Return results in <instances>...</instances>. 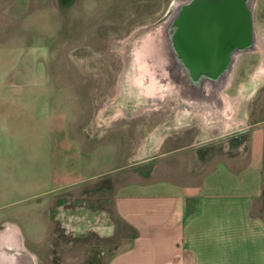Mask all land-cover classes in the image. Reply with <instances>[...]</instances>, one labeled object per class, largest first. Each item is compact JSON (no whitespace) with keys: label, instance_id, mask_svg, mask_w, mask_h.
Here are the masks:
<instances>
[{"label":"rangeland","instance_id":"374dc122","mask_svg":"<svg viewBox=\"0 0 264 264\" xmlns=\"http://www.w3.org/2000/svg\"><path fill=\"white\" fill-rule=\"evenodd\" d=\"M39 2L44 6L38 5ZM170 2H9L16 11L25 9L19 21L25 24L31 19L30 23L36 27L35 34L33 31L30 33L31 39L33 34L39 40L43 31L49 30L51 33L50 37L43 40L44 43L50 40L51 45L49 50H45L47 55L44 56L48 76L44 80H20L17 84L18 88L34 93L35 107L28 119L38 121L45 115L48 121L50 116L54 125L61 114L63 122L60 139H55L54 143L51 141L56 131H59L57 127H51L50 139L49 135L40 136L37 131V139L31 144L32 147L22 153L24 159L17 161L14 170L8 169L9 174L0 175V204H5L0 207V216L17 220L27 238L39 234L36 216L42 213L46 218L45 232L41 237L27 240L42 254L43 264H108L110 256L128 242L131 229L117 223L112 205V184L115 180H124L125 164L138 153H159L180 142L191 143L185 148L188 151L197 149L202 152V147L207 143L210 146L205 148L206 151H221V139L229 138L236 132L243 136L247 131L255 130L252 129V121L264 117V80L235 112L243 120L242 126L235 130L220 129L216 124L203 126L197 114L188 120L183 117L177 121L178 98L174 94H169L162 106H145L135 113H132L134 105L126 103L128 101L122 97L114 99L125 65L124 56H128L122 52L121 46L131 40L133 31L160 19ZM25 3L27 6L24 8ZM50 6L53 9L49 11V16L44 8ZM5 8L8 9V5ZM254 15L259 24L264 26V0L257 1ZM143 36V33L134 36L129 49V59L133 60L136 71L142 70L139 45ZM256 52H251L255 54L238 64L234 71L235 79L226 90L233 93L236 84L246 80L254 71L258 63ZM37 65V69L43 72L39 68L43 67L41 59L37 60ZM40 91H46V95L39 94ZM59 95L62 98L60 106L57 104ZM17 98L27 99V96ZM0 99L5 104L10 97L2 96ZM119 105L130 107L129 112L111 117ZM48 129H45V133H48ZM42 137L45 140L42 141ZM162 140L163 144L158 145ZM262 154L264 157V144ZM59 162L63 166L67 164L68 172L63 176L65 180L70 182L76 178L79 181L69 183L64 190L54 189L46 193L45 198L50 197V200H47L45 210L26 207L29 204L33 207V200L24 198L26 193L37 191L43 182L36 181L37 175L46 171L44 167L48 169L50 164ZM170 174L178 173L175 171ZM110 175L111 190L107 177ZM54 178L51 177L50 181L46 178L44 188L56 185ZM29 180L35 182L29 183L30 188H34L32 191L25 190L24 182ZM43 211L47 212L43 214ZM30 216L32 219L28 218Z\"/></svg>","mask_w":264,"mask_h":264},{"label":"crops","instance_id":"0c3cea01","mask_svg":"<svg viewBox=\"0 0 264 264\" xmlns=\"http://www.w3.org/2000/svg\"><path fill=\"white\" fill-rule=\"evenodd\" d=\"M10 1L0 0V97H10L5 104L0 99V175L9 174L10 168L14 170L17 161L24 159L22 153L32 147L37 131L50 139L51 127H57L59 131L51 141L60 139L63 123L61 114L54 125L50 116L48 121L45 115L38 121L28 119L35 107L34 93L17 84L48 76L44 56L51 45L50 40H43L51 33L43 31L36 40L31 19L25 24L18 20L25 9L14 10ZM44 9L49 15L53 8ZM38 59L42 60L43 67L39 68L43 72L37 69ZM41 93L46 95V91ZM20 96L27 99L17 98ZM251 126L256 129L243 136L236 132L221 139V151H206L209 143L202 152L188 151L185 148L191 143L180 142L159 153L132 157L125 164L124 180L112 184L117 223L129 227L131 233L128 242L110 256L108 264H264V117L253 120ZM65 165L59 162L43 168L46 171L36 179L43 181L41 186L24 197L33 200V207H26L45 210L50 200L45 198L46 193L64 190L69 183L79 181L63 178L68 172ZM175 171L177 175L170 174ZM51 177H55L56 185L44 188L46 178L50 181ZM107 177L111 190V175ZM26 182L25 190L32 191L29 183L35 182ZM40 215L36 216L39 234L29 238L17 220L0 216V264H43L39 250L27 243L45 232L46 218ZM7 223L14 226L16 238L12 234L9 238V230L14 229ZM8 245L12 248H5Z\"/></svg>","mask_w":264,"mask_h":264},{"label":"water","instance_id":"95a60500","mask_svg":"<svg viewBox=\"0 0 264 264\" xmlns=\"http://www.w3.org/2000/svg\"><path fill=\"white\" fill-rule=\"evenodd\" d=\"M257 1L172 0L164 15L141 32L142 71L156 78L157 91L172 90L184 100L223 108L236 64L232 56L260 45ZM220 56L226 59L219 61Z\"/></svg>","mask_w":264,"mask_h":264},{"label":"bare ground","instance_id":"6f19581e","mask_svg":"<svg viewBox=\"0 0 264 264\" xmlns=\"http://www.w3.org/2000/svg\"><path fill=\"white\" fill-rule=\"evenodd\" d=\"M170 3L172 4V2ZM148 26L149 25H146L138 30L133 31L132 36L136 37ZM255 29L257 31L258 40L260 44L259 50L256 52L258 54V63L255 66L254 71L248 75V78L246 80L239 81L236 84L235 91L231 93V91H229L228 89L226 90V88L227 86L229 87L235 79L234 71L236 67L239 63L243 62L246 58L252 56L255 53L247 52L242 53L238 56V63L235 64L234 70L231 72L230 79L224 90L228 102L227 105H225L223 108L212 109L211 107H208L205 104H200L195 101L184 100L179 96L178 93L172 90L157 91L158 86L156 78H154L148 71H146L145 73L142 70L136 71L133 60L129 59V49L132 46L131 40L133 37L131 38V40H127L123 44V46H121L122 52L125 54L127 53L128 56H124L125 65L120 75L114 99L117 100V98L122 97L124 101H128L126 103L135 106V110L132 112L135 113L145 106H162L165 102V98L169 94H174L176 95L175 97L178 98V106L176 105L177 110L179 109L178 112H176V117L178 121H181L183 117L185 118V120H188L192 115L197 114V118L200 124L203 126L206 125L208 127L216 124L220 127V129L224 130H233L239 128L242 126L243 120L240 117H237L235 112L239 111L238 109L241 107L242 101L246 99L248 100V98L255 93L259 83L264 80V26L259 24L256 18ZM122 106L119 105V107L115 109L111 117L125 115L127 114V112H129L130 107H126V105ZM7 225H9L10 228L14 229V226L11 223H7ZM9 231V238L11 239V236L13 235L16 238L15 229L13 230V232H11V229ZM7 247L12 248L11 245L6 246L5 248Z\"/></svg>","mask_w":264,"mask_h":264},{"label":"flooded vegetation","instance_id":"af4514ba","mask_svg":"<svg viewBox=\"0 0 264 264\" xmlns=\"http://www.w3.org/2000/svg\"><path fill=\"white\" fill-rule=\"evenodd\" d=\"M258 49H259V46L257 47V49H255V50L252 51V52H256ZM220 51H224V47L222 48V46H221ZM240 54H242V52H240V53L237 52L236 54H234V55L232 56V58L235 59V62H236V63H238V56H239ZM231 55H232V52H231ZM225 59H226L225 56H224V57H222V56L219 57V61H223V60H225ZM178 110H179V109H178ZM178 110H177V111H178ZM177 121H178V120H177Z\"/></svg>","mask_w":264,"mask_h":264},{"label":"trees","instance_id":"16d2710c","mask_svg":"<svg viewBox=\"0 0 264 264\" xmlns=\"http://www.w3.org/2000/svg\"><path fill=\"white\" fill-rule=\"evenodd\" d=\"M264 190V189H263Z\"/></svg>","mask_w":264,"mask_h":264}]
</instances>
